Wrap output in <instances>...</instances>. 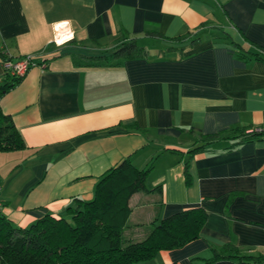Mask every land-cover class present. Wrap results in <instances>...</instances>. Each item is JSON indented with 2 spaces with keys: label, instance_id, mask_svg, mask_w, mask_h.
<instances>
[{
  "label": "crops",
  "instance_id": "1",
  "mask_svg": "<svg viewBox=\"0 0 264 264\" xmlns=\"http://www.w3.org/2000/svg\"><path fill=\"white\" fill-rule=\"evenodd\" d=\"M134 39L146 56L88 64ZM25 57L33 66L0 100L24 142L0 150V214L14 227L92 201L126 160L153 162L126 242L182 211L207 220L141 264H264V138L242 137L264 128V0H0V83Z\"/></svg>",
  "mask_w": 264,
  "mask_h": 264
},
{
  "label": "trees",
  "instance_id": "2",
  "mask_svg": "<svg viewBox=\"0 0 264 264\" xmlns=\"http://www.w3.org/2000/svg\"><path fill=\"white\" fill-rule=\"evenodd\" d=\"M147 54L148 51L134 39L109 56L90 58L87 62L89 65H115L123 59ZM248 56L261 58L258 52ZM23 79L6 72L5 80L0 83V100ZM242 137L247 140L264 138V128L244 132ZM207 138L219 140L224 135ZM23 147L21 135L0 108V150ZM152 168L153 162L141 170L126 160L101 178L92 201L75 199V205L65 216H46L26 229L14 227L0 214V264H141L154 260L162 251L177 250L197 240L207 220L201 209L179 212L154 226L145 240L126 242L124 232L131 214L129 201L133 195L146 191L145 182ZM229 250L224 248L215 259L231 258ZM241 260L258 259L244 257Z\"/></svg>",
  "mask_w": 264,
  "mask_h": 264
},
{
  "label": "built area",
  "instance_id": "3",
  "mask_svg": "<svg viewBox=\"0 0 264 264\" xmlns=\"http://www.w3.org/2000/svg\"><path fill=\"white\" fill-rule=\"evenodd\" d=\"M60 36H61V34L59 33V34H57V37L54 39V43L57 46H61V45L65 44L66 42L69 41L67 39H65V40L61 39ZM59 37H60L61 41L59 40ZM32 66H33L32 57H25L23 59L16 60V61L7 60L4 63L5 71L10 73L11 76L18 77V78L25 77ZM258 130H260V129H258ZM253 131L254 130L249 131L248 133H252Z\"/></svg>",
  "mask_w": 264,
  "mask_h": 264
},
{
  "label": "rangeland",
  "instance_id": "4",
  "mask_svg": "<svg viewBox=\"0 0 264 264\" xmlns=\"http://www.w3.org/2000/svg\"><path fill=\"white\" fill-rule=\"evenodd\" d=\"M144 46L146 47L147 45H144ZM146 48H147V47H146ZM151 48H152V47H151ZM151 48H150V49H151ZM151 52L153 53L154 51H151ZM150 198H151V197H150ZM151 199H152V198H151Z\"/></svg>",
  "mask_w": 264,
  "mask_h": 264
}]
</instances>
